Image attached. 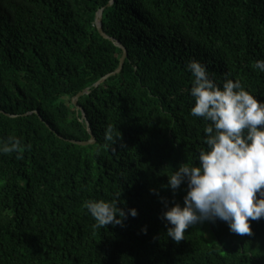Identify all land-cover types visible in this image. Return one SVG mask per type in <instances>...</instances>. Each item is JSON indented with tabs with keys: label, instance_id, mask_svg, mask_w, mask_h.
<instances>
[{
	"label": "trees",
	"instance_id": "16d2710c",
	"mask_svg": "<svg viewBox=\"0 0 264 264\" xmlns=\"http://www.w3.org/2000/svg\"><path fill=\"white\" fill-rule=\"evenodd\" d=\"M111 3L0 0V142L24 149L0 153V264H264V218L251 235L206 221L178 244L161 218L187 191L168 176L206 147L187 63L264 101V0ZM118 41L123 70L95 87L121 66ZM88 88L79 104L97 143L81 145L92 136L73 99ZM88 200L137 216L97 226Z\"/></svg>",
	"mask_w": 264,
	"mask_h": 264
},
{
	"label": "clouds",
	"instance_id": "9594fccd",
	"mask_svg": "<svg viewBox=\"0 0 264 264\" xmlns=\"http://www.w3.org/2000/svg\"><path fill=\"white\" fill-rule=\"evenodd\" d=\"M264 73V60L254 63ZM194 78L189 94L194 100L190 114L202 118L205 148L196 164L182 163L168 176L167 188L173 194L187 185L183 205L175 203L162 214L166 235L175 243L184 240L192 226L217 220L237 235H251V221L264 218V101L245 90L239 81L225 79L217 83L199 61L186 65ZM113 129L105 140H113ZM21 142L9 137L0 142V153H21ZM84 208L97 226H123L127 216L136 217V209L127 213L111 202L88 200ZM142 232L147 233V228Z\"/></svg>",
	"mask_w": 264,
	"mask_h": 264
},
{
	"label": "water",
	"instance_id": "95a60500",
	"mask_svg": "<svg viewBox=\"0 0 264 264\" xmlns=\"http://www.w3.org/2000/svg\"><path fill=\"white\" fill-rule=\"evenodd\" d=\"M115 2V0H112V3L111 5ZM104 12H105V8H102L98 14H97V26H98V29L100 31V33L106 38V39H110V40H114L113 38H111L105 31V27H104ZM117 46H119L120 48L124 49L125 50V54H124V57L122 58V61H121V66L120 68L112 73V74H109L108 76L104 77L103 79H101L98 83L95 84V87H99L101 86L103 83H105L110 77H112L113 75L115 74H119L120 72H122L123 70V67L125 65V62H126V59L128 57V50L125 48V46L121 43V42H116ZM91 88H88L86 89L85 91L81 92L79 95H77L74 99H73V102L74 104L79 107L82 111H83V115L84 117L87 119V114L84 110V108L82 106H80L79 104V100L82 96L86 95V94H89L91 93ZM38 114H40L39 112H37ZM87 123L89 125V131H90V134L92 136L91 140L89 141H78V140H72V142L74 143H77V144H81V145H92V144H96L97 143V137L94 133V131L92 130V127H91V123L88 122V119H87ZM50 126V125H49ZM51 127V126H50Z\"/></svg>",
	"mask_w": 264,
	"mask_h": 264
}]
</instances>
